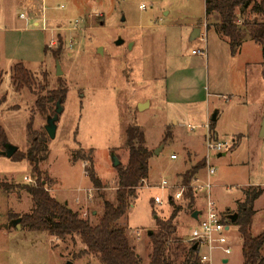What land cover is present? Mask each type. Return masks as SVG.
<instances>
[{
	"label": "rangeland",
	"instance_id": "1",
	"mask_svg": "<svg viewBox=\"0 0 264 264\" xmlns=\"http://www.w3.org/2000/svg\"><path fill=\"white\" fill-rule=\"evenodd\" d=\"M141 4L145 9L139 8ZM215 20L207 19L205 0H0V126L5 131L0 151L11 143L27 152L31 134L45 132L47 158L39 169L50 195L67 201L96 224L103 213L102 198L115 201V161L122 167L128 161L126 127L138 124L152 151L148 178L137 188L119 223L139 253L140 264H149V231H157V219L170 217L173 207L168 195L183 183L184 173L204 162L192 178L206 179L208 137L231 142L229 150L210 156L215 168L211 197L218 210L234 214L247 188H262L254 204L251 233L264 232L263 45L249 36L250 29L244 31L235 52L213 26L205 41L201 40L204 34L191 39L194 28ZM198 49L205 54L192 53ZM17 62L35 77L32 88L13 86L10 67ZM57 88L66 92L50 137L45 126L56 102L43 112L36 100ZM167 133L170 137L165 140ZM76 152L82 155L78 159ZM89 155L103 186L99 191L81 165V158ZM25 177L34 182L26 159L0 154V184L9 185L0 188V264H100L92 254L78 255L84 247L77 237L59 240L21 223L3 227L32 210L30 195L20 187L28 183ZM163 180L172 187L161 188ZM157 196L161 204L154 202ZM198 197L192 206L195 210L205 205L204 192ZM174 203L182 209L174 219L176 232L167 242L168 255L172 264H181L185 250L175 249L177 241L189 248L196 221L186 201ZM229 236L231 264H242L238 228L232 227Z\"/></svg>",
	"mask_w": 264,
	"mask_h": 264
},
{
	"label": "trees",
	"instance_id": "2",
	"mask_svg": "<svg viewBox=\"0 0 264 264\" xmlns=\"http://www.w3.org/2000/svg\"><path fill=\"white\" fill-rule=\"evenodd\" d=\"M207 19L215 17L214 24L206 22L207 29L213 26L217 34L228 39L231 52H235L244 37V31L250 29L249 36L264 45V0H205ZM46 48V47H45ZM264 53V50H263ZM11 82L16 90L23 87L32 88L35 84L34 76L22 63L17 62L10 67ZM3 80V72L0 70V84ZM65 90L57 88L47 97H38L36 105L45 112L50 102H63ZM56 104V103H55ZM215 121L211 120L213 128ZM30 126V125H29ZM126 141L129 156L127 164L117 166L118 185L115 201L103 199V213L97 218V223L92 224L89 219L81 216L65 202L58 201L50 195L47 189V179L41 177L39 163L47 158L46 133H32L31 143L27 152L19 150L12 157L14 160L26 159L32 167L34 182L22 184L20 187L30 195L33 207L29 213L21 215V225L31 231H47L50 235L64 240L77 237L83 244V249L78 255L92 254L96 256L100 264H140V256L134 250L126 234V229L119 220L126 214L130 200L136 196L137 188L148 178L149 159L152 151L146 146L145 135L138 124L131 123L126 127ZM170 134L165 135V140ZM0 141H5V131L0 126ZM80 153L76 152L75 159ZM84 158V157H83ZM81 158V160H83ZM89 161L88 179L97 191L103 188L93 167L92 159ZM204 162L198 163L192 169L187 170L181 185L186 189L182 201H186L191 213L195 201V192L189 187L191 178L204 166ZM9 188V185L0 184V188ZM263 193L262 188H247L244 191V199L237 203V218L234 225L242 238V264H264V255L261 251L264 246V232L254 236L251 233V225L255 214L254 204ZM103 197V195H102ZM175 201V200H174ZM173 199L169 203L173 211L168 219H157L158 227L155 233L150 234L152 251L149 256V264H172L168 255V240L176 232L174 219L181 211L182 206L176 205ZM176 250H185V258L181 264H199L196 249L190 245L188 249L177 241Z\"/></svg>",
	"mask_w": 264,
	"mask_h": 264
},
{
	"label": "built area",
	"instance_id": "3",
	"mask_svg": "<svg viewBox=\"0 0 264 264\" xmlns=\"http://www.w3.org/2000/svg\"><path fill=\"white\" fill-rule=\"evenodd\" d=\"M139 8L145 9V5L141 4ZM20 16L25 17L23 13ZM204 27H206V23ZM205 38V34L201 36V40L205 41ZM192 53L205 54L203 49L193 50ZM188 127L190 129L196 128L194 125H188ZM206 128L208 132V124ZM205 144L207 149L205 155L207 163L206 179L200 180L198 177L192 178L189 184V187L195 192V195L204 192L205 205L203 209L199 210L198 217L195 219L196 226L192 229L188 241L190 245H197L196 252L199 264H231L230 256L233 252V242L230 239L229 233L231 232V228L236 226L230 221V214L221 213L217 208L216 202L211 197V189L213 187L211 176L215 173V168L210 163L211 154L218 153L220 155L222 152H226L231 147V142L212 140L208 137ZM171 158L175 159L176 155H171ZM81 162L84 173L88 178L90 163L88 160H81ZM25 180L28 183L32 182L29 177H25ZM159 186L167 190L172 187V185H168L166 180H163ZM185 189V185L176 187L172 195H168V200H182ZM153 200L157 204L162 203V200L158 196Z\"/></svg>",
	"mask_w": 264,
	"mask_h": 264
},
{
	"label": "water",
	"instance_id": "4",
	"mask_svg": "<svg viewBox=\"0 0 264 264\" xmlns=\"http://www.w3.org/2000/svg\"><path fill=\"white\" fill-rule=\"evenodd\" d=\"M198 35H200V28H194L193 29V32L191 34V39H194L195 37H197ZM122 42L121 39H118L116 41V44H120ZM101 48L99 47V50ZM263 50H264V45H263ZM57 75H60L62 73L61 69H60V63L59 61L57 60ZM143 105L141 104L140 105V108H142ZM61 110V100H58L56 102V108H55V112L53 115L51 116H48L47 117V124L45 126V130L47 132V134L50 136V137H54V134H55V121H56V118H57V114L60 112ZM216 117H217V111H215L212 116H211V120L212 121H215L216 120ZM260 135L261 136H264V122L262 124V129H261V132H260ZM18 151V147L16 145H13L11 143H5L4 144V150L0 151V154L8 157V158H12L14 156V154ZM115 166H119V162L116 160L115 163H114ZM65 204H67V201H65ZM198 213L199 211L198 210H195L192 212L191 216L193 219H197L198 217ZM229 218H230V221L232 223H234L236 221V218H237V214L234 213V214H231L229 215ZM21 217H18V218H14V219H11L8 223H4L3 224V227L5 229H8V228H11V227H14L16 226L18 223L21 222ZM152 233V231L150 230L149 231V235ZM196 244L193 245V249L195 250L196 249ZM226 262V260H225ZM65 264H72L71 261H67Z\"/></svg>",
	"mask_w": 264,
	"mask_h": 264
},
{
	"label": "crops",
	"instance_id": "5",
	"mask_svg": "<svg viewBox=\"0 0 264 264\" xmlns=\"http://www.w3.org/2000/svg\"><path fill=\"white\" fill-rule=\"evenodd\" d=\"M205 22H206V21H205ZM34 24H35V25H36V24L39 25L38 21H35ZM38 25H37V26H38ZM211 29H212L211 27L208 28V29H207V27H202V28H200V35H198V36H201V35L205 34V37H206V36H207L206 33H207L209 30H211ZM198 36H197V37H198ZM195 38H196V37H195ZM170 99H171V98H170ZM167 100H168V98H167ZM173 121L176 122V119L173 120ZM175 159H176V158H175ZM81 165H82V164H81ZM96 175H97V173H96ZM97 177H98V176H97ZM98 178H99V177H98ZM202 195H203V194H202ZM197 198H200V197H198V194H196V199H197ZM67 204H68V203H67ZM72 209H73V208H72ZM199 210H200V209H199ZM199 210H198V211H199ZM191 214H192V213H191ZM138 254H139V253H138ZM139 256H140V255H139Z\"/></svg>",
	"mask_w": 264,
	"mask_h": 264
}]
</instances>
